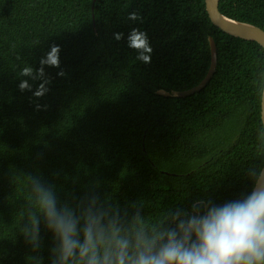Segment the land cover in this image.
Listing matches in <instances>:
<instances>
[{
    "label": "trees",
    "instance_id": "16d2710c",
    "mask_svg": "<svg viewBox=\"0 0 264 264\" xmlns=\"http://www.w3.org/2000/svg\"><path fill=\"white\" fill-rule=\"evenodd\" d=\"M219 9L264 29V0ZM134 29L147 36L149 62L129 46ZM210 36L218 62L206 86L159 94L202 81ZM53 45L59 67L41 65ZM263 87L264 48L214 25L205 0H0V264L54 258L42 216L38 249L22 231L39 215L36 182L58 209L79 214L95 197L147 222L196 200L246 197L264 166Z\"/></svg>",
    "mask_w": 264,
    "mask_h": 264
},
{
    "label": "clouds",
    "instance_id": "9594fccd",
    "mask_svg": "<svg viewBox=\"0 0 264 264\" xmlns=\"http://www.w3.org/2000/svg\"><path fill=\"white\" fill-rule=\"evenodd\" d=\"M131 18L136 19L135 14ZM129 42L130 47L143 50L140 59L150 61L144 54L152 51L145 33L134 29ZM60 51L53 45L41 65L59 67ZM38 72L44 76L43 67ZM32 74L31 67L21 72ZM49 82L40 84L34 95L44 96ZM19 87L30 89L27 81ZM34 190L39 215L34 213L22 231L26 241L38 249L42 216L58 241L52 248L51 264H264V173L256 174L251 192L242 199L196 200L153 222H147L140 209L129 219L118 209L97 207L95 197L79 214L68 205L58 209L50 190L39 182Z\"/></svg>",
    "mask_w": 264,
    "mask_h": 264
},
{
    "label": "water",
    "instance_id": "95a60500",
    "mask_svg": "<svg viewBox=\"0 0 264 264\" xmlns=\"http://www.w3.org/2000/svg\"><path fill=\"white\" fill-rule=\"evenodd\" d=\"M205 3H206V9L208 15L214 25H216L224 32L231 34L233 36L240 37L246 40L256 41L264 48V29H262L257 25L232 19L224 15L219 9L220 0H205ZM209 43L211 49L210 66L207 71V74L199 84H197L196 86L190 89L183 91L169 92L164 89H160L158 93L165 96L186 97L195 92L202 90L214 75L218 62L217 45L212 36L209 37ZM261 119L264 126V87H263L262 99H261ZM260 173H264V166L261 169Z\"/></svg>",
    "mask_w": 264,
    "mask_h": 264
}]
</instances>
